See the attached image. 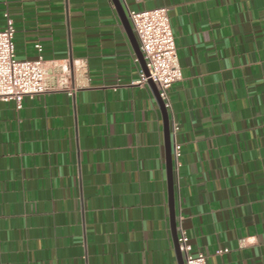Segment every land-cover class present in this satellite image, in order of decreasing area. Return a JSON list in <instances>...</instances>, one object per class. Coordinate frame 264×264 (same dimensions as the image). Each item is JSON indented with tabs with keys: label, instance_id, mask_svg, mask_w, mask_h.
Segmentation results:
<instances>
[{
	"label": "crops",
	"instance_id": "1",
	"mask_svg": "<svg viewBox=\"0 0 264 264\" xmlns=\"http://www.w3.org/2000/svg\"><path fill=\"white\" fill-rule=\"evenodd\" d=\"M120 3L169 8L176 234L264 264V0ZM7 18L47 90L0 100V264H178L162 113L113 1L0 0Z\"/></svg>",
	"mask_w": 264,
	"mask_h": 264
},
{
	"label": "built area",
	"instance_id": "2",
	"mask_svg": "<svg viewBox=\"0 0 264 264\" xmlns=\"http://www.w3.org/2000/svg\"><path fill=\"white\" fill-rule=\"evenodd\" d=\"M127 18L138 42L145 61L148 75L139 73V84L151 80L158 89L167 112L171 109L168 96L170 86L182 77L174 35L170 25L167 6L145 10H128ZM14 26L7 18L6 26L0 30V100H14L19 103L23 97H32L47 90L45 69L40 54L41 45L35 44L38 55L34 59H17L14 52ZM177 126L172 123V158L175 167L179 165L180 145L175 139ZM177 241L182 254L183 264H207L204 245L196 253L191 252L187 233L178 227ZM217 252H221L218 250Z\"/></svg>",
	"mask_w": 264,
	"mask_h": 264
},
{
	"label": "water",
	"instance_id": "3",
	"mask_svg": "<svg viewBox=\"0 0 264 264\" xmlns=\"http://www.w3.org/2000/svg\"><path fill=\"white\" fill-rule=\"evenodd\" d=\"M116 11L123 22L127 33L129 35V38L131 40L133 49L137 55V58L139 60V63L141 65V69L144 71L146 75H148V70L145 65V61L143 59L142 53L140 51L138 42L136 40V37L134 33L132 32V28L130 25V22L127 18V15L124 11V8L122 4L120 3V0H112ZM148 85L150 86L154 97L159 105V108L162 113L163 118V131H164V144H165V160H166V173H167V184H168V207H169V213H170V222H171V228L173 233V242L176 249L178 264H183V258L182 254L179 250L178 241H177V234L175 231V212H174V194H173V159H172V145H171V138H170V129H169V115L167 110L164 107L163 101L159 97L157 86L151 81H147Z\"/></svg>",
	"mask_w": 264,
	"mask_h": 264
}]
</instances>
